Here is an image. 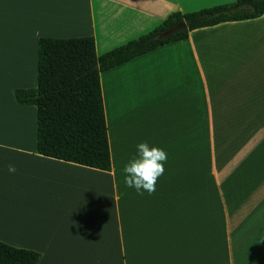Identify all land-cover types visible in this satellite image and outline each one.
Masks as SVG:
<instances>
[{"label": "crops", "instance_id": "crops-1", "mask_svg": "<svg viewBox=\"0 0 264 264\" xmlns=\"http://www.w3.org/2000/svg\"><path fill=\"white\" fill-rule=\"evenodd\" d=\"M233 1L0 0V242L36 264H264V86L241 87L240 72L250 48L254 82L249 31L264 15L100 73L110 171L39 155L36 109L13 97L36 86L40 37H93L101 56L174 13ZM142 142L167 153L151 195L122 173Z\"/></svg>", "mask_w": 264, "mask_h": 264}, {"label": "trees", "instance_id": "trees-1", "mask_svg": "<svg viewBox=\"0 0 264 264\" xmlns=\"http://www.w3.org/2000/svg\"><path fill=\"white\" fill-rule=\"evenodd\" d=\"M264 15V0H235L199 11L174 13L139 38L97 56L93 37H40L37 83L33 89H16L20 105L36 109V151L44 157L101 171L111 170L100 73L189 32L222 23L252 20ZM185 22L186 29L166 39L158 35ZM39 253L0 242V264H36Z\"/></svg>", "mask_w": 264, "mask_h": 264}, {"label": "clouds", "instance_id": "clouds-1", "mask_svg": "<svg viewBox=\"0 0 264 264\" xmlns=\"http://www.w3.org/2000/svg\"><path fill=\"white\" fill-rule=\"evenodd\" d=\"M8 148V145L0 144V149ZM166 161L167 153L162 148L150 146L147 142L138 144L137 154L122 169L125 185L134 188L138 195L144 192L153 194L159 177L164 174ZM8 172H16L13 164L8 165Z\"/></svg>", "mask_w": 264, "mask_h": 264}, {"label": "rangeland", "instance_id": "rangeland-1", "mask_svg": "<svg viewBox=\"0 0 264 264\" xmlns=\"http://www.w3.org/2000/svg\"><path fill=\"white\" fill-rule=\"evenodd\" d=\"M233 1V0H232ZM234 3V1H233ZM249 33L256 34L258 39V45L256 47V50L254 51V54H256L257 57V63H256V73L254 82H251V79L249 78L248 82H244L243 79V73H247V71H251V63L250 66H248V63L250 61L252 50L250 48L242 49V52H245L247 55L244 56V58L240 59V72H241V87L247 86L248 84H254L258 85L259 87L264 86V27L259 26L254 28V30H250ZM248 33H246L247 35ZM261 40V42H259Z\"/></svg>", "mask_w": 264, "mask_h": 264}, {"label": "water", "instance_id": "water-1", "mask_svg": "<svg viewBox=\"0 0 264 264\" xmlns=\"http://www.w3.org/2000/svg\"><path fill=\"white\" fill-rule=\"evenodd\" d=\"M186 29V24L185 22H180L178 24H175L169 28H167L166 30L162 31L159 35L158 38L160 39H166L171 37L172 35H175L179 32H182Z\"/></svg>", "mask_w": 264, "mask_h": 264}]
</instances>
